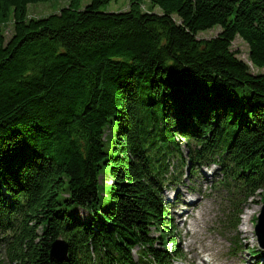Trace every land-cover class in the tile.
<instances>
[{"label":"trees","instance_id":"1","mask_svg":"<svg viewBox=\"0 0 264 264\" xmlns=\"http://www.w3.org/2000/svg\"><path fill=\"white\" fill-rule=\"evenodd\" d=\"M49 1L0 0L6 264H136L135 246L169 264L178 248L164 241L162 189L175 161L215 162L233 207L258 191L264 199V0H129L116 13L102 10L111 0H66L28 18L29 4ZM144 1L160 14L142 12ZM215 26L217 36L197 39ZM236 37L262 72L231 50ZM59 238L62 260L50 256Z\"/></svg>","mask_w":264,"mask_h":264},{"label":"rangeland","instance_id":"2","mask_svg":"<svg viewBox=\"0 0 264 264\" xmlns=\"http://www.w3.org/2000/svg\"><path fill=\"white\" fill-rule=\"evenodd\" d=\"M88 3L89 0H82L79 9H83ZM68 5L66 0L29 4L27 6L28 18H45L58 13ZM129 6V0H111L109 4L102 7V10L114 13L124 12L129 9ZM140 9L142 12L160 14V9L157 6L151 7L147 1H144ZM174 18L176 19V17ZM1 24L5 37L8 39L13 29L12 13ZM220 32L221 28L215 26L210 30L200 32L197 39H210ZM231 50L237 53V58L250 65V72L253 74L262 72V70L253 68L249 63L248 46L241 38L234 39ZM173 116L175 117V114ZM175 119L177 124H181L177 118ZM184 171L188 172L187 167L184 168ZM218 176V167L211 164L208 169L201 168L194 175H188L182 179L174 190L165 192L164 197L171 202L169 213L176 216L175 232L181 239L183 253L182 258L175 260L174 264H206L205 261H213L211 264H264V255L255 259L249 254V251L257 248L253 231L256 216L261 207L259 197L255 196L245 206H242L240 223L237 228L225 227L223 225V210L228 209V205L222 200L220 194L213 190V181ZM180 200H183L186 206L181 207L178 211H172L171 205L174 201ZM184 213H186L185 217L181 215ZM78 214L79 219L86 218L84 212H78ZM180 217L181 220L178 221L177 219ZM183 218H186L185 222H183ZM153 234L157 235L156 232Z\"/></svg>","mask_w":264,"mask_h":264},{"label":"water","instance_id":"3","mask_svg":"<svg viewBox=\"0 0 264 264\" xmlns=\"http://www.w3.org/2000/svg\"><path fill=\"white\" fill-rule=\"evenodd\" d=\"M255 230L257 232V235L259 236L260 243L262 244V231L264 230V206L262 208L261 214L259 216V221L255 227ZM60 242L61 241H56L52 244V247L50 250L51 257H57L60 255L58 252V245L60 244Z\"/></svg>","mask_w":264,"mask_h":264}]
</instances>
